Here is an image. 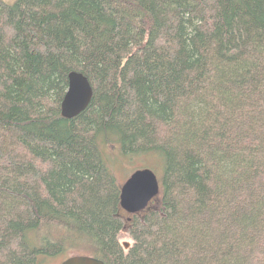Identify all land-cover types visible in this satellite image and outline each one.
<instances>
[{"label": "trees", "instance_id": "16d2710c", "mask_svg": "<svg viewBox=\"0 0 264 264\" xmlns=\"http://www.w3.org/2000/svg\"><path fill=\"white\" fill-rule=\"evenodd\" d=\"M139 154L135 215L111 164ZM72 255L264 264V0H0V264Z\"/></svg>", "mask_w": 264, "mask_h": 264}, {"label": "water", "instance_id": "95a60500", "mask_svg": "<svg viewBox=\"0 0 264 264\" xmlns=\"http://www.w3.org/2000/svg\"><path fill=\"white\" fill-rule=\"evenodd\" d=\"M93 86L87 76L80 71L69 73V86L61 104V113L65 118H74L83 112L93 97ZM128 186L134 190L135 200L131 201L124 193ZM136 194V195H135ZM159 194L157 175L151 169H138L130 176L122 188L121 205L128 212L143 208ZM129 197V196H128ZM60 264H106L102 259L89 255H72Z\"/></svg>", "mask_w": 264, "mask_h": 264}, {"label": "rangeland", "instance_id": "374dc122", "mask_svg": "<svg viewBox=\"0 0 264 264\" xmlns=\"http://www.w3.org/2000/svg\"><path fill=\"white\" fill-rule=\"evenodd\" d=\"M151 159L154 161V163L152 162ZM151 159H147L146 156H143L141 154L133 155L132 158H130V159L129 158H124V159H117L116 158L114 160V163L111 164V166L116 173V177H117V181H118L119 185L122 184L123 182H125V180L129 177V175L132 172H135L139 168L140 169H143V168L152 169L153 167L151 165L155 164L154 159H157V158L152 157ZM155 167L157 169H159L158 166H155ZM157 173L161 174L160 171H157ZM149 204L145 205L142 209H145V207H147ZM119 241H120V243L123 246V249L125 251H128L129 246L133 244V239L128 232H121L119 234ZM63 258H64V256H62L60 258H56L50 264H59V262H61Z\"/></svg>", "mask_w": 264, "mask_h": 264}, {"label": "flooded vegetation", "instance_id": "af4514ba", "mask_svg": "<svg viewBox=\"0 0 264 264\" xmlns=\"http://www.w3.org/2000/svg\"><path fill=\"white\" fill-rule=\"evenodd\" d=\"M133 174V172L129 175V177L125 180V182H123L122 184H120V192H121V194H122V188H123V186L126 184V182L128 181V179L130 178V176ZM158 178V183H159V194L158 195H160V193H161V190H162V182H161V179L159 178V177H157ZM126 195H127V198L131 201V199L132 200H135V196H134V193H136L134 190H130V186H128V188H127V191H125L124 192ZM136 195V194H135ZM157 195V196H158ZM129 196V197H128ZM157 196H155L154 198H152L149 202H148V204L151 202V201H153L154 199H156V197ZM145 209H146V207H145ZM145 209H142V208H139L138 210H136L135 212H128L127 210V212L128 213H130V214H135V215H138V214H141L143 211H145Z\"/></svg>", "mask_w": 264, "mask_h": 264}]
</instances>
